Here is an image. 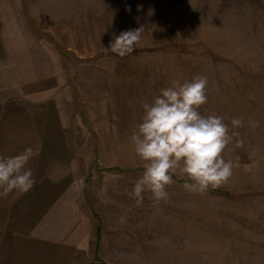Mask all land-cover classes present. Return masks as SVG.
I'll list each match as a JSON object with an SVG mask.
<instances>
[{
  "label": "rangeland",
  "instance_id": "1",
  "mask_svg": "<svg viewBox=\"0 0 264 264\" xmlns=\"http://www.w3.org/2000/svg\"><path fill=\"white\" fill-rule=\"evenodd\" d=\"M24 5L68 82L67 128L55 139L63 154L46 156L61 158L65 181H84L93 234L87 264H264V0ZM140 27L131 56L105 53L115 36ZM198 75L208 79L201 114L214 113L239 133L224 152L234 174L205 194L185 191L184 179L173 176L167 202L146 191L138 205L132 190L144 162L130 137L143 105ZM233 118L244 126L232 128Z\"/></svg>",
  "mask_w": 264,
  "mask_h": 264
},
{
  "label": "crops",
  "instance_id": "2",
  "mask_svg": "<svg viewBox=\"0 0 264 264\" xmlns=\"http://www.w3.org/2000/svg\"><path fill=\"white\" fill-rule=\"evenodd\" d=\"M25 2L0 0V157L31 148L35 185L0 189V264H87L93 234L84 181H65L61 158L46 156L63 154L55 139L67 128L68 82Z\"/></svg>",
  "mask_w": 264,
  "mask_h": 264
},
{
  "label": "clouds",
  "instance_id": "3",
  "mask_svg": "<svg viewBox=\"0 0 264 264\" xmlns=\"http://www.w3.org/2000/svg\"><path fill=\"white\" fill-rule=\"evenodd\" d=\"M143 32V27L122 31L110 42V47L104 48L105 53L120 58L131 56L139 47ZM207 86L206 76L177 80L162 88L150 104L143 105L144 115L130 137L135 154L144 162L142 175L132 190L138 205L146 191L155 203L167 202L166 188L175 183L173 176L183 178V189L193 194L215 190L233 176L234 161L225 159L224 152L239 133L230 134L222 117L201 114L199 109L208 99ZM248 123L252 128L259 126L255 120ZM231 125L240 128L244 121L233 118ZM243 143L242 139L236 140L237 147ZM32 154V149L26 148L15 156L0 157L3 195L13 190L27 192L34 187L33 173L26 167Z\"/></svg>",
  "mask_w": 264,
  "mask_h": 264
}]
</instances>
